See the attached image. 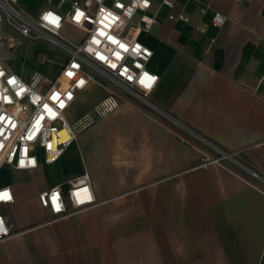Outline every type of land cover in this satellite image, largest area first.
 I'll return each mask as SVG.
<instances>
[{
  "label": "crops",
  "instance_id": "0c3cea01",
  "mask_svg": "<svg viewBox=\"0 0 264 264\" xmlns=\"http://www.w3.org/2000/svg\"><path fill=\"white\" fill-rule=\"evenodd\" d=\"M172 1L152 0L155 22L139 35L160 75L151 105L115 88L119 107L56 163L0 167V187L15 197L0 213L21 232L0 243V264H264V0ZM108 84L97 77L78 93L70 123L107 97ZM85 173L96 204L73 212L68 202L71 214L55 219L40 194L60 186L67 198Z\"/></svg>",
  "mask_w": 264,
  "mask_h": 264
},
{
  "label": "built area",
  "instance_id": "2783aa9c",
  "mask_svg": "<svg viewBox=\"0 0 264 264\" xmlns=\"http://www.w3.org/2000/svg\"><path fill=\"white\" fill-rule=\"evenodd\" d=\"M161 2L174 6L172 0ZM151 6L152 0H45V6L36 12L22 0H0L1 46L14 49L23 41L46 42L63 50L65 60L58 73L34 70L25 78L0 57V167L35 169L40 156L47 164L56 163L81 130L119 107L121 99L115 88L151 105L149 96L160 75L147 66L153 50L139 40L140 33L148 32L155 22L148 14ZM170 18L188 20L185 15ZM226 20L224 14L216 12L212 23L222 27ZM66 27L80 29L83 35L79 40L70 39L63 34ZM37 57L43 64L50 61L47 54ZM97 77L112 84L107 85L109 94L70 123L68 108ZM252 174L261 179L256 172ZM5 193L7 197L0 198V204L14 203L9 185L0 187V197ZM39 198L55 219L71 214L68 202L77 212L97 201L88 173L73 180L67 198L60 186L42 192ZM20 233L0 213V243Z\"/></svg>",
  "mask_w": 264,
  "mask_h": 264
},
{
  "label": "rangeland",
  "instance_id": "374dc122",
  "mask_svg": "<svg viewBox=\"0 0 264 264\" xmlns=\"http://www.w3.org/2000/svg\"><path fill=\"white\" fill-rule=\"evenodd\" d=\"M10 34L18 39L21 38L20 35L13 31H10ZM63 34L70 39L79 40L81 38L80 33L70 27H66ZM38 54L49 55L50 61L45 64L39 63L40 59L37 57ZM0 57L9 68L17 70L20 74L22 72L26 76L27 73L34 71L33 69L36 68L37 64L47 67L43 72L52 73V71L56 70V63L64 57V52L60 48L46 42L38 41L28 43L23 41L22 44H19L14 49L0 45ZM3 175L2 173L0 174V176Z\"/></svg>",
  "mask_w": 264,
  "mask_h": 264
},
{
  "label": "snow or ice",
  "instance_id": "6c2138e0",
  "mask_svg": "<svg viewBox=\"0 0 264 264\" xmlns=\"http://www.w3.org/2000/svg\"><path fill=\"white\" fill-rule=\"evenodd\" d=\"M6 197H7V194L5 193V194H4V197H0V198H6Z\"/></svg>",
  "mask_w": 264,
  "mask_h": 264
}]
</instances>
